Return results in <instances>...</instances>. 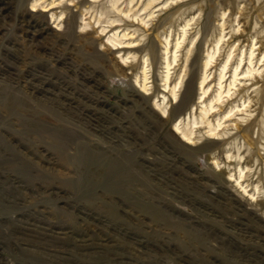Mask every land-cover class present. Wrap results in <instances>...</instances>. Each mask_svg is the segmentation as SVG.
Masks as SVG:
<instances>
[{
	"label": "rangeland",
	"instance_id": "obj_1",
	"mask_svg": "<svg viewBox=\"0 0 264 264\" xmlns=\"http://www.w3.org/2000/svg\"><path fill=\"white\" fill-rule=\"evenodd\" d=\"M89 1L0 0V264H264V0Z\"/></svg>",
	"mask_w": 264,
	"mask_h": 264
},
{
	"label": "bare ground",
	"instance_id": "obj_2",
	"mask_svg": "<svg viewBox=\"0 0 264 264\" xmlns=\"http://www.w3.org/2000/svg\"><path fill=\"white\" fill-rule=\"evenodd\" d=\"M134 0H131V2L130 3H132ZM156 0H149L148 2H147V4H146V6H145V8H144V10H147L148 8H150V6L155 2ZM89 2H92V0L91 1H89ZM32 11H35V9H32ZM149 14H152V13H149ZM149 16V15H148ZM150 17V16H149ZM130 18V17H129ZM119 20H124L123 19V17H120V19ZM143 20V19H142ZM125 22H127L126 20H124ZM123 37H125V36H128V34L127 33H124L123 35H122ZM119 36L117 35L116 36V38H118ZM119 39V38H118ZM112 40H114V39H111V42H112ZM115 41V40H114ZM118 43H122V42H118ZM114 45H116V44H114ZM118 47V46H117ZM119 48H121V47H118L117 49H119ZM218 51V50H217ZM214 52V51H213ZM253 56H254V51H251L250 52V56H249V63L251 64V65H253L254 63H253ZM215 58V53H209L208 54V58H207V60H206V62H205V69L207 70L212 64H213V59ZM240 59V58H239ZM169 60V59H168ZM232 60V54L230 53V55L228 56V59L226 60V63L224 64V66L223 67H221L222 68V70L220 71V74H219V83H218V85H219V88L217 89V91H216V94H215V96H214V98L210 101V103L209 104H205V106L201 109V114H200V119H201V121H200V123H202V124H206L207 126H208V131H207V133H206V136L208 137V138H213V139H216L217 141L218 140H220L219 138H215V136L214 135H220L219 134V131H220V129L222 128V125L224 124L223 122H222V120H223V117L222 118H218L217 119V122L216 123H214L213 122V120H211L210 118H211V116L213 115V113H215V111H216V108H218V106H223L224 105V103H225V99L226 98H228L229 96H230V99H231V101H233V102H235V99L237 98V99H239L238 97L245 91L246 92V90H248V89H246V87L245 86H242V87H240V85H241V83L240 84H238L239 83V81H241L243 78H239V76L241 75V74H243V75H246V76H248V78H250V79H254V80H258V77H257V75H254V73L255 72H257V73H259V70L258 69H256V67H249L246 71H244V72H239V70H240V68H241V66H242V64H243V59L241 58L240 60H239V62H238V64H237V66H235V69L233 70V73H232V79H231V81H230V83H229V85H228V89H225V88H227V87H225L224 86V82H225V79L227 78V70L229 69V62ZM168 66H169V64H168ZM243 71V70H242ZM208 72V71H207ZM169 78V77H168ZM207 76L204 78V80L202 81V83H201V88L204 90V94H202V96H201V99H203V98H205L206 97V94H207V91L205 90V88H203V86H205L204 84H205V82H206V80H207ZM170 80V79H169ZM253 85V84H252ZM207 86V85H206ZM234 87V88H233ZM206 89H207V87H206ZM233 89H234V91H233ZM231 91H233V93H231ZM142 92L144 93V94H148V87H147V84L146 83H144L143 85H142ZM238 92V93H237ZM248 92V91H247ZM258 93H257V99H258V102H257V104H259L260 103V109L262 108V105H264V91L262 90V89H260V90H258L257 91ZM173 94H174V97L176 98V95H175V92H173ZM236 96H235V95ZM178 96V95H177ZM235 96V97H234ZM209 97V96H208ZM242 99H246L245 98V94L244 95H241V99L240 100H242ZM205 100H206V98H205ZM239 100V101H240ZM237 101V100H236ZM203 102V101H202ZM205 103V102H204ZM243 104V103H242ZM245 104H246V101H244V106H245ZM237 104H235V107H232L231 108V110L229 111V113H227V115H225V117H230L231 115H237L236 113L238 112V111H243V109H240L239 107V105H237ZM156 108L158 109V110H160L161 112H162V115L164 116V117H166V115H167V106H164V107H162L161 105H159V104H156ZM235 108H236V110H235ZM234 110H235V113H234ZM233 113V114H232ZM225 117H224V119H225ZM180 119L181 118H179L175 123H174V127H173V129H174V132H176L177 134H179V135H182V139H183V141L184 142H186L187 144H191L192 142H193V135H194V129L193 128H187V129H185V128H182L181 127V122H180ZM255 120V119H254ZM191 121V120H190ZM187 123H189V122H187ZM197 123H199V121L197 122H194V124H197ZM189 127V126H188ZM239 127V126H238ZM253 128V121H251L250 123H248L247 125H245V127L243 128V130H244V135H245V137H250L251 136V131L253 130L252 129ZM240 129V128H239ZM241 130V129H240ZM205 135V134H204ZM212 149V148H211ZM250 157V156H249ZM241 158V157H240ZM251 158V157H250ZM243 174V173H242ZM241 177H243L242 175H241Z\"/></svg>",
	"mask_w": 264,
	"mask_h": 264
}]
</instances>
